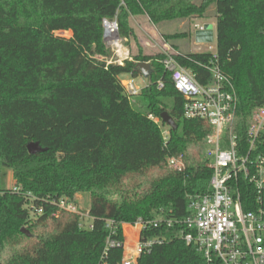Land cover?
<instances>
[{
  "label": "trees",
  "instance_id": "16d2710c",
  "mask_svg": "<svg viewBox=\"0 0 264 264\" xmlns=\"http://www.w3.org/2000/svg\"><path fill=\"white\" fill-rule=\"evenodd\" d=\"M210 5L215 9L217 61L237 95L236 133L242 154L248 148L246 122L264 103V0H203L199 5L190 0H0V28L33 29L37 42L30 84H13L10 77L3 82L0 76V168L11 170L19 189L0 190V252L7 242L24 236L22 228L53 222L52 233L33 254H16L7 264H118L120 248L109 249L103 257L110 234L106 221L115 228L111 239L123 242L122 224L155 220L160 211L165 218H186L187 196L209 191L211 170L205 167L203 153L210 128L183 117L184 99L161 65L165 55L143 54L129 21L145 16L157 25L203 18ZM115 16L120 35L137 48L122 65L106 63L111 52L102 40V20ZM65 31H71L70 38L55 35ZM172 57L200 84L210 80L205 68L209 53L176 52ZM138 62L149 63V82L137 96L127 98L120 77L142 76L135 69ZM162 113L176 124L166 143L148 118ZM28 143L44 151L29 154ZM258 153L264 155V140L254 155ZM179 155L185 172H168L153 180L140 198L122 194L128 176L160 169L167 158ZM239 187L243 209H254V189L242 178ZM80 193L90 196V229L80 227L78 215L49 203L62 198L73 203ZM29 198L42 214L26 207ZM181 232L188 230L161 225L143 231L142 240L164 242L137 263L205 264L203 253L187 245ZM132 233V227H124V243Z\"/></svg>",
  "mask_w": 264,
  "mask_h": 264
},
{
  "label": "built area",
  "instance_id": "2783aa9c",
  "mask_svg": "<svg viewBox=\"0 0 264 264\" xmlns=\"http://www.w3.org/2000/svg\"><path fill=\"white\" fill-rule=\"evenodd\" d=\"M197 29V27H196ZM198 27L197 30H202ZM102 40L111 51L107 64L122 65L131 60L125 46V39L120 36L117 17L102 20ZM125 52V54H124ZM210 58L206 64V71L210 80L200 84L195 75L182 68L172 57L167 55L161 65L170 79L174 89L184 99L183 117L187 120H199L210 128V134L204 141L205 167L211 170L209 191L204 194L189 195L187 211L189 216L183 219L165 218L160 211L159 216L152 221L138 219L133 225L122 224L123 242L111 239L115 235L113 222L106 221V228L110 230L106 240L103 257L111 248H120L122 257L118 264H138L142 254L149 253L154 245L163 244L164 240L141 239L143 231L149 228L157 229L161 225L167 228L181 225L188 232H181V238L187 245L196 246L203 253L205 264H264V209L262 208V193L264 190V155L255 154L264 140V103L257 106L246 122V152L240 153L239 136L236 133L237 95L231 79L225 76L218 64L216 44L207 46ZM97 61L101 57L95 58ZM124 93L132 98L140 93L134 79H121ZM163 84L158 82L157 88ZM148 118L157 125L162 140L169 139L170 128L161 118L152 115ZM166 165L174 173H183L186 163L182 155L166 159ZM243 179L255 192V208L245 211L241 200L239 187ZM18 192L15 186L11 189ZM28 197L29 194H28ZM27 204L32 213L40 215L42 209L34 207L33 198ZM49 203L60 210L78 215L79 225L82 214L78 212L74 202L67 199L51 200ZM86 216L89 218L88 213ZM91 219V218H89ZM92 221V220H91ZM136 228L137 238L134 251L129 258L124 256V227ZM87 226L86 229H90Z\"/></svg>",
  "mask_w": 264,
  "mask_h": 264
},
{
  "label": "rangeland",
  "instance_id": "374dc122",
  "mask_svg": "<svg viewBox=\"0 0 264 264\" xmlns=\"http://www.w3.org/2000/svg\"><path fill=\"white\" fill-rule=\"evenodd\" d=\"M190 1L195 5H199L203 0ZM129 22L137 34V45L139 46L140 51L146 56L151 57L155 54L170 56L176 52L183 54L206 52L208 45H215L216 17L214 5L208 7L203 18L192 17L188 19L161 22L154 25L147 17L137 16L131 17ZM202 26L205 30L211 31L212 40L210 42L201 43L196 40L195 32L198 27ZM174 34H186L187 37L173 39L171 36ZM55 35L63 38H70L72 33L71 31L56 32ZM125 46L129 51V55L130 51L135 52L137 50L135 44L131 41L127 43L126 39ZM36 56L37 42L36 34L33 29L0 28V76L3 82H5L4 79L6 80L7 77H10L13 84H16L17 82L30 84L34 79V65L32 58ZM110 58L111 55L106 58V60L109 61ZM6 67V70H2V68ZM5 73L7 74L3 75ZM127 78L128 76L120 77V79ZM148 82V78L142 76L134 79V83L140 91L148 85ZM168 172H171V170L165 163L164 167L160 169H150L140 175H130L124 179L122 183V194L130 199L140 198L149 190L150 184L153 180L162 177ZM13 185L14 181L11 170L1 167L0 190H10L14 187ZM73 202L78 212L82 214L80 224L84 228L90 226L91 219L86 216L90 207L89 194H76ZM32 218H34V216H32ZM25 229L29 231L31 237L20 236L19 239L15 241L7 242L3 251L0 252V261L2 264H5L12 255H20L24 253L33 254L34 249L41 246L44 240H46L52 233L53 222L52 220H48L43 223L32 225L30 230L27 228ZM124 246L130 247V250H132V245L128 246L124 243Z\"/></svg>",
  "mask_w": 264,
  "mask_h": 264
},
{
  "label": "water",
  "instance_id": "95a60500",
  "mask_svg": "<svg viewBox=\"0 0 264 264\" xmlns=\"http://www.w3.org/2000/svg\"><path fill=\"white\" fill-rule=\"evenodd\" d=\"M195 37L198 42L201 43H207L212 40V33L209 30H205L204 28L202 30H197L195 32ZM135 69L139 70L141 72L142 77L148 78L150 74V65L146 62H138L135 66ZM161 121L167 125L171 130L176 129V124L173 121V119L167 114L162 113L160 115ZM27 151L29 154H36L41 153L44 151V149L40 148V146L37 143H28L27 144ZM21 234H23L26 237H31V234L28 230L25 228H22L20 230Z\"/></svg>",
  "mask_w": 264,
  "mask_h": 264
},
{
  "label": "bare ground",
  "instance_id": "6f19581e",
  "mask_svg": "<svg viewBox=\"0 0 264 264\" xmlns=\"http://www.w3.org/2000/svg\"><path fill=\"white\" fill-rule=\"evenodd\" d=\"M124 54H125V52H124ZM136 238H137V231H136V228H133V233H132L131 239L128 242L125 243L128 246L132 245V250H130V247H125L124 246V256H125V258H129L132 255V253L134 251Z\"/></svg>",
  "mask_w": 264,
  "mask_h": 264
},
{
  "label": "crops",
  "instance_id": "0c3cea01",
  "mask_svg": "<svg viewBox=\"0 0 264 264\" xmlns=\"http://www.w3.org/2000/svg\"><path fill=\"white\" fill-rule=\"evenodd\" d=\"M12 174V173H11ZM14 181V180H13ZM14 186V185H13ZM15 255H12L6 262L5 264H7ZM0 264H2V262L0 261Z\"/></svg>",
  "mask_w": 264,
  "mask_h": 264
}]
</instances>
